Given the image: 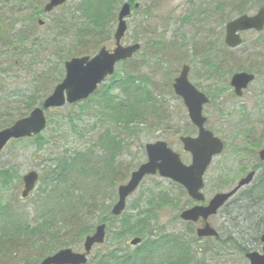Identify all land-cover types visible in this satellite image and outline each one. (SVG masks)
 <instances>
[{"label": "rangeland", "instance_id": "rangeland-1", "mask_svg": "<svg viewBox=\"0 0 264 264\" xmlns=\"http://www.w3.org/2000/svg\"><path fill=\"white\" fill-rule=\"evenodd\" d=\"M48 1L0 0V21L5 27L3 33L6 34L13 20L25 17L31 11L44 9ZM117 1L120 3L116 6L114 19L107 28L108 33L104 34L102 43L104 45H100L98 40H93L81 46L76 37V29L63 34L61 29L54 27V23L70 21L76 16L77 12L75 14L74 12L82 0H68L65 6L54 12L40 14L37 23L41 20L45 26L31 35L32 38L53 42L54 46L61 49V56L55 54L45 59L40 57L38 58L40 61L33 62L29 61L30 59H27L29 62L20 59L22 62L26 61L27 64L12 67L16 66V60L6 56V51L0 52V69H7L1 73L0 77V107L9 108L12 102H16L12 109L14 114L11 113L9 119H15L19 109H25L22 101L28 96L35 95L37 100L44 101L46 96L52 94L54 87L60 83L58 81L65 76V61L72 59L66 56L69 50L75 54L73 57L78 58L93 57L105 46L109 49L115 48L113 34L117 28V13L127 0ZM135 2L144 10L150 8L152 15L146 18L141 13L133 14L127 20L128 31L123 44L125 46L136 44L134 41L142 34L144 24L146 27L150 24L157 34L163 36L161 39L165 41L166 48L173 51L176 63L171 65L173 70L169 72L167 69L170 67L165 66L159 60L148 56H138L126 65L118 64L116 73L127 69L136 70L141 73L142 77L151 78L154 83L153 97L158 104L156 107L152 106L155 109L146 107L147 115L142 121L144 123L139 126H130L129 129H125L122 124L108 122L113 121L112 114L108 112L105 119L100 113L102 108L97 102L91 101L82 108L68 106L60 112L46 113L48 127L41 135L44 137L43 142L38 144L33 140H22L19 143L11 142L4 149L0 154V172L13 173L14 180L12 179L10 182L12 184L8 188L3 187L0 192L2 203L5 207L9 206L0 219V233L4 227H9L11 230L14 222L20 226L28 225L32 228L37 223L40 227L47 214V209L50 210L49 213L53 211V214L58 215L59 226L58 231H55L56 237L50 235L49 231L37 234L28 232L22 234L23 239L15 247L8 240L3 245L0 244V264H24L27 260H30L31 264H39L59 249L72 248L75 252L81 253L85 238L93 234L92 232L101 224V220L107 217L112 206L117 202L118 187L127 183L131 173L147 160L145 154L147 144L165 140L172 144L176 152L182 154L183 145L179 142V138L173 135L177 130H185L188 125L190 127L191 122L188 111L183 101L176 97L172 84L183 64L192 68L189 75L192 83L198 82L204 91L208 90L213 96H215L213 90L217 91L218 98H214L210 105L205 107L204 116L208 119V129L224 140L226 147L225 152L213 161L205 177L206 187L203 193L207 200L209 201L215 194L230 191L241 178L257 166L258 152H255L252 146L259 144L260 141L261 146L264 144L262 137L264 136V33L260 35L246 33L244 36L246 44L231 51L225 46L223 39L226 24L240 15L234 9V0H135ZM253 6L251 8L255 9L249 13L257 9ZM144 49L141 50V54ZM228 51L234 56L230 59L233 68L240 65L243 72L256 75L255 82L243 98L233 97V89L227 87L234 75L229 74L230 70L227 66L225 74H215L219 78L218 88L210 84L211 81L207 78L209 82L205 79L202 81L201 71L205 65L203 63H214L216 60L221 62L224 55L229 54ZM141 61L145 64L142 65ZM140 64L143 66L142 69L138 67ZM9 66H11L10 69H8ZM42 71L46 72L47 77L40 86H37L36 82L43 73ZM171 73L174 75L171 76ZM108 82L109 80L103 86H106ZM210 85L213 86L212 90ZM116 95L121 97L120 92ZM13 96L16 98L13 99ZM3 117L0 116V130L5 129L3 125L8 119L5 115ZM112 139L118 142L121 139V141L124 140L120 144V149L110 145ZM81 158H87L88 172L86 173H88L89 180L85 182H83L85 179L80 177V172L74 173L75 168H73ZM183 158L185 163L190 164V156L184 155ZM66 164L69 169L66 175L67 180L72 181L76 186L73 185V189L67 187L68 192L64 194L69 197L62 199H66L63 201L64 204L74 206L75 213H69L70 210L67 211L66 205L61 206L60 210V205H54L56 199L51 200L53 203L51 206V203L48 204L45 199L52 196L51 189L43 192L46 187L45 182L56 177L57 166L61 169ZM105 164L106 167H104ZM109 166L120 167V176L110 175ZM34 171L39 172L40 182L31 197L22 200L23 176ZM56 173L58 174L59 170ZM55 186L60 187L59 184ZM53 197L57 198V195L53 194ZM238 197L240 195L235 196L233 200L240 199ZM167 198L170 199V203L166 205L157 204L156 209L152 208V205L149 206L151 201ZM148 201H150L149 204ZM190 205L192 206V202L189 196L179 186L172 185L171 182L158 176L146 178L139 190L129 198L126 212L119 218L114 219L113 217L112 220H106V239L103 245L92 250L91 263L92 261L97 262L116 249L122 253H133L139 247L130 246V241L135 236L128 235L118 241L115 238L118 233L116 231L121 229L124 216L127 215V218H130L148 210L155 212L154 217L148 218L150 220L148 228H152L156 236L158 234L170 239L186 240L190 243L192 238L188 235L192 227L186 226L178 218L179 213ZM229 210H233V206ZM236 214L234 213V216ZM227 217V215H219L213 222L221 237L225 239L229 236L235 237L233 225L236 224H229ZM243 221L244 217L238 221L240 228L244 226ZM162 228L163 233L157 231ZM82 231L86 234L81 233ZM227 231L230 234L226 235ZM252 236L253 234L245 239L250 240ZM124 241L126 243H123ZM117 242L124 245L118 247ZM207 244L204 241L198 242L196 239L195 244H191L190 250L197 252L203 248L207 249L210 247ZM212 249L214 250L205 259L207 264H249L230 245L221 246L214 242ZM201 258L198 256V259ZM158 260L155 258L151 262L160 264Z\"/></svg>", "mask_w": 264, "mask_h": 264}, {"label": "trees", "instance_id": "trees-1", "mask_svg": "<svg viewBox=\"0 0 264 264\" xmlns=\"http://www.w3.org/2000/svg\"><path fill=\"white\" fill-rule=\"evenodd\" d=\"M234 9L240 14L245 15V13H249L253 7L260 8V6H263L262 4L264 0H234ZM120 3V1H119ZM117 0H82V2L79 4V6L76 8V16L74 18H71L70 21H64L60 24L54 23V27L57 29H61L63 31V34H66V32H70L71 30H77L76 37L78 38V42L81 46L85 45L89 41L98 40L99 44L101 45L104 40V34H107V28L110 26L109 24L113 21L115 16V9H117V5L119 4ZM63 7V6H62ZM256 9V10H257ZM120 10V9H119ZM45 13L44 9H37L34 11H31L30 14H27L25 17H18L16 20H13V22L9 25L7 28L6 34L3 33L5 27L3 22L0 21V52L6 51V56H9V58L16 60V66L13 65L12 67L17 66H23L26 65L29 61H40L38 58H46L53 56L55 54L60 55L61 49H59L57 46L53 45V42H45L41 39H36L35 37L32 38V34L35 33L36 30H40L45 26V23H40V20L37 23L38 17L40 14ZM119 12V11H118ZM133 14H139L141 13L143 16L150 17L152 15L151 9L146 8L145 10L140 7L136 10L133 9ZM73 14V15H74ZM118 14V13H117ZM118 18V16H117ZM30 32H33L30 34ZM142 34L138 36V38L134 41V43H139L142 48L144 49L143 53L141 54V50L137 52V54L131 58L128 59L126 62L122 63L123 65L127 64L128 62H131L132 60L136 59L138 56L142 57H149L156 60H159L162 64L165 66L170 67L167 69L169 72H171V65L175 62L176 56L173 54L172 50H168L166 48V43L161 38L163 36H160L161 34H157V31H154L153 28H151V25H147V27H142ZM163 35V34H162ZM104 45V44H102ZM172 47H175L172 45ZM168 51H167V50ZM166 50V51H165ZM235 51V50H231ZM229 54H225L224 57L220 60L214 61V63H203L205 64L203 66V75H205V78H207L213 86H216L218 88V77L215 74H225V67H228V70H230L229 74H234L236 72H241L243 68L238 65L235 68H233V63L230 61L233 53L228 51ZM62 53V52H61ZM46 55V56H45ZM70 55V56H68ZM75 54L73 51H68L66 56L73 57ZM144 55V56H143ZM231 55V56H230ZM26 60L29 61H19V60ZM43 59V60H44ZM66 62V61H65ZM142 65L145 64V62L141 61ZM180 63V62H179ZM65 64V63H64ZM178 64V63H177ZM181 64V63H180ZM179 64V66H180ZM231 66H230V65ZM141 64L138 66L140 69H142ZM183 66V65H182ZM11 66H9L8 69H10ZM178 68V67H177ZM233 69V70H232ZM4 70L7 71V69H0V77L2 76L1 73L4 72ZM43 73L40 74L39 78L37 79V86H40L42 82L46 79V72L42 71ZM207 75H206V74ZM173 76L174 73H171ZM204 79V78H203ZM106 80H109L108 84L106 86L98 87L96 90V93L92 95L90 98L85 100V102L75 104L74 106H71L73 108L75 107H83L85 104L90 103L91 101L97 102L100 107L102 108V111L100 112L102 116L107 117L108 112L111 113V119L113 121H108L111 123H116L117 125L122 124L125 129H129L130 126H139L143 124L145 120V117L147 115V109L146 107H151L152 109H155L153 107H156L157 100L153 97V90H154V83L153 81L148 78H144L141 76V73L136 70H124L123 72H117L112 77L107 78ZM62 80L58 81L61 82ZM211 86V85H210ZM211 86V90L212 87ZM228 88H231L228 84ZM225 90V88L223 89ZM231 90V89H230ZM117 92L121 93V97L116 95ZM217 92V91H216ZM216 92L213 90V93L215 96L211 95V99L218 98ZM221 94V93H220ZM233 97L234 94L232 93ZM47 97V96H46ZM16 98V96H13V99ZM42 100H37L35 95L28 96L27 99L23 100L22 103L25 105V109H19L17 112V115L15 116V119H9L10 114H14L12 112V109L15 107L16 102H12L11 106L9 108H1L0 107V116L3 117L5 115L6 119L4 123V128L10 127L12 124H14L16 121L21 120L22 118L28 117V115L31 113L32 110H34L36 107L42 106ZM89 101V102H88ZM210 105V104H208ZM207 105V106H208ZM69 106V105H68ZM65 106V107H68ZM153 106V107H152ZM206 106V107H207ZM64 107V108H65ZM70 107V106H69ZM63 108V109H64ZM63 109H53L52 111H47L46 113H50L53 111H62ZM16 113V112H15ZM151 114V112H150ZM4 118V117H3ZM106 119V118H105ZM107 122V123H108ZM185 130H177L175 131L174 136H185V135H193V133L196 132L194 130V127L190 123L187 127H185ZM191 131V132H190ZM42 135V134H41ZM41 135L32 137V139H21L22 140H28V141H35L38 144L43 142L44 137H41ZM264 138V136H262ZM122 140V139H121ZM116 141V139H112V142L110 145L114 148L120 147L123 141ZM20 141H12L19 143ZM167 142V141H166ZM261 142V141H260ZM259 144H253L252 149L255 150V152H259L261 150L262 146ZM110 147V149H112ZM119 148V149H120ZM258 160V154L256 156ZM103 165V164H102ZM107 165L105 164L104 167ZM55 171L56 177H47L52 178L54 181L48 180L46 183L45 190L43 192L49 191L52 193V196L50 198L46 197V201L48 204L51 203V206H53V203L51 200L56 199V204L54 205H60L65 206L63 201L67 198L66 196L68 188L71 187L73 189V183L72 181L67 180L68 177H66L67 172L69 169H67L68 165L66 164L65 167L59 168ZM110 167V166H109ZM139 167V165H138ZM75 168L74 173L81 174L80 177L82 179H85L83 182L89 180L88 179V168H87V158H81L77 161V164L73 167ZM254 170L258 171L257 177L253 180V183L251 186L243 188L242 191L238 193L240 195V199L233 200L226 204V206L221 210L220 215H227L228 223L232 225V223H235L236 225H233L235 237L229 236L228 238L220 237V239L213 241L209 240L207 245H210L209 248L198 250L197 252L190 250L191 244H195L196 237L194 231L191 229L189 231V235L191 236V242L181 241L175 239H170L169 237L160 236L157 234H154V230L152 228H148L150 224V220H148L149 217H154V211L148 210L145 211V213H139L138 215L134 217L127 218V215L124 216L122 227L119 229L115 238H117L118 241H121V239H124V237H127L128 235L131 236H140L142 237V244L135 249V251L131 254L128 253H122L118 251L117 249L114 250V252H109L108 255L103 256L100 260L97 262L91 263L89 261L88 264H152L151 260H154L156 258L159 259L158 262L160 264H207V261L205 260L209 254L214 250L212 249V243H217L219 245H230V247L233 250H237L239 254L241 255V258L245 256V253L251 249L254 245L252 242L258 239V236L260 234L264 233V163L261 164L260 160L257 161V166L253 167ZM59 173L57 174L56 172ZM91 170V168H90ZM85 171V172H83ZM115 174V176H120L121 174V168L120 167H110V175ZM109 175V176H110ZM87 178V179H86ZM107 178V177H105ZM12 179L14 180V174L10 172H0V192H2L3 187L8 188L12 183ZM40 181V179H39ZM52 183V184H50ZM56 184H59L61 187V190L55 186ZM69 184V185H68ZM174 185L173 183H171ZM76 186V185H75ZM176 186V185H175ZM181 188V187H180ZM182 189V188H181ZM183 190V189H182ZM49 192V193H50ZM184 192V190H183ZM53 194L57 195V198L53 197ZM237 196V195H236ZM31 197V196H30ZM29 197V198H30ZM28 198V199H29ZM60 198V199H59ZM97 198V197H94ZM26 200V199H25ZM170 199L167 198L166 200H155L151 201V204H149L150 201H148L149 206L152 205V208H155V205H166L167 203H170ZM191 201V200H190ZM58 202V203H57ZM241 205H238V204ZM233 206V210H229L230 207ZM9 208V206H6L2 203L0 198V219L5 214V211ZM158 207V206H157ZM245 207V208H244ZM69 211V213H75V208L73 205H66L65 207ZM74 209V210H73ZM59 210V211H60ZM50 210L47 209V214H45V218L43 223H41L40 227L37 225H34V228L28 227V225L20 226L18 223L14 222L12 229L9 230V227H4L1 231L0 235V244L3 245L7 240L9 242H12L13 246L15 247L20 240L23 239L22 234L32 232L34 234H37L39 232H50V235L52 234L53 237H56L55 231H58L59 226V220H57V214H53V211L49 213ZM234 213H237L234 216ZM53 214V215H51ZM145 215V217H144ZM244 217V226L241 228L238 226V221H240ZM111 213L107 215V217L104 220H101V224L103 222H107L106 220L111 219L112 220ZM116 219V218H114ZM238 220V221H237ZM242 224V223H241ZM243 225V224H242ZM244 227V228H243ZM243 228V229H242ZM157 231H160L161 233L164 232L163 228L162 230L158 229ZM81 233L86 234L84 231ZM230 234L229 231H227L226 235ZM246 234V235H245ZM253 234L252 239L246 240L249 235ZM240 235V236H239ZM243 236V237H242ZM199 242V240L197 239ZM245 241H251L248 243H245ZM119 244L118 247L123 246L121 242H117ZM123 243H126L125 241ZM67 245V244H66ZM208 247V246H207ZM212 249V250H211ZM127 251V250H126ZM198 256H201V259H198ZM157 262V263H158ZM24 264H31L30 260H27Z\"/></svg>", "mask_w": 264, "mask_h": 264}, {"label": "water", "instance_id": "water-1", "mask_svg": "<svg viewBox=\"0 0 264 264\" xmlns=\"http://www.w3.org/2000/svg\"><path fill=\"white\" fill-rule=\"evenodd\" d=\"M133 2L135 0H129ZM66 3V0H50L46 5L45 11L52 12L59 6ZM139 4L135 5L138 8ZM131 4L125 3L121 8L118 17V28L115 32L116 48L110 52L106 47L103 48L93 58L83 56V58H72L66 62V76L62 83L56 86L52 95L44 100L42 107L34 109L29 117L22 118L15 122L10 128L0 131V153L11 142V140H21L31 138L41 134L46 129L45 111L53 108H63L65 105H74L85 101L96 92L97 87L106 81L108 76L115 73L116 64L127 61L140 50L139 44L122 46L121 42L125 37L128 24L126 19L131 16ZM264 30V7L253 16H241L226 26L225 42L232 49L240 46V33L246 31L262 32ZM189 67L185 66L173 84L176 95L182 98L186 109H188L189 119L199 130L196 138H181L184 151L192 155V164L184 165L180 156L168 147L165 142H155L146 146L147 161L142 163L136 171L132 172L131 179L118 190V202L112 207V215L119 217L126 208L128 198L139 188L143 180L148 176L160 175L163 179L167 178L174 183H178L185 188L188 195L198 204L205 202V195L202 194L205 184L204 176L212 160L223 153L224 143L215 135L205 129L207 119L203 117L204 106L209 99L192 86L189 82ZM232 78L231 85L235 89L237 96H243L254 76L249 73H236ZM261 161H264V148L259 154ZM256 171H252L247 177L241 179L231 191L217 194L210 200L207 206L198 205L180 214V218L185 222L198 223L200 219L206 223L198 230V238L217 237V231L207 222L210 216L216 215L221 208L243 187L252 183ZM39 174L34 171L23 177L24 190L22 198H28L39 182ZM106 225L99 226L95 234L87 237L84 242V253H75L71 248L59 250L43 260L41 264H86L88 255L95 245H102L106 237ZM132 246L141 243L139 238L131 241ZM264 244V235L262 237ZM250 264H264V250L262 254L257 252L247 255Z\"/></svg>", "mask_w": 264, "mask_h": 264}, {"label": "flooded vegetation", "instance_id": "flooded-vegetation-1", "mask_svg": "<svg viewBox=\"0 0 264 264\" xmlns=\"http://www.w3.org/2000/svg\"><path fill=\"white\" fill-rule=\"evenodd\" d=\"M249 33H252V34H254V35H257L258 33L256 32H249ZM246 34H244V35H242V40H243V45H245L246 44V41H245V39H244V36H245ZM225 38V37H224ZM223 42H224V39H223ZM224 44H225V42H224ZM226 46V45H225ZM189 68H190V73L192 72V68H191V66H189ZM202 70V69H201ZM206 74V73H205ZM207 75V74H206ZM201 76H202V81H204V79L206 80V82H209L206 78H204L203 79V77L205 76V75H203V72L201 71ZM201 83V82H200ZM193 84L195 85V87H197L200 91H201V93H203L204 95H207V97H209L210 98V103L212 102V97L210 96V93H209V91L208 90H203L202 89V87L201 86H199L198 85V82H193ZM247 93V91H245L244 92V96H245V94ZM194 130H196V128H194ZM197 135V134H196ZM196 135L194 134V135H191L190 137H192V138H196ZM170 143V142H169ZM171 144V143H170ZM190 156L189 154H187V153H183L182 152V154H181V156ZM183 158V157H182ZM184 159V158H183ZM262 163H264V162H261V164ZM220 215V213H218L217 214V216H213V217H211L209 220H208V224L210 225V226H215L214 225V219L216 218V217H218ZM189 224H192V223H189ZM189 224H187L186 223V225H189ZM205 222L203 221V219H200V221L198 222V223H196V224H193V225H190L192 228V230L194 231L193 233H197L198 232V230H200V228H202L203 226H205ZM218 231V230H217ZM263 235H264V233L263 234H260L259 236H258V239L257 240H255L254 242H252V244L254 245L253 247H251V249H249V251H247L246 253H245V256H244V259H247V255L248 254H250V253H255V252H257V253H259V254H262V252H263V250H264V244H263V242H262V237H263ZM249 242H251V241H245V243H248V244H250Z\"/></svg>", "mask_w": 264, "mask_h": 264}]
</instances>
